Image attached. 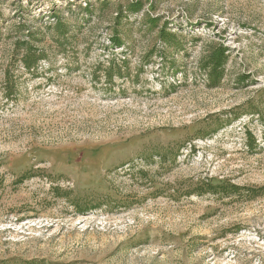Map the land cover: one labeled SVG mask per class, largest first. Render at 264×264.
<instances>
[{"label": "rangeland", "instance_id": "rangeland-1", "mask_svg": "<svg viewBox=\"0 0 264 264\" xmlns=\"http://www.w3.org/2000/svg\"><path fill=\"white\" fill-rule=\"evenodd\" d=\"M0 264H264V0H0Z\"/></svg>", "mask_w": 264, "mask_h": 264}, {"label": "trees", "instance_id": "trees-1", "mask_svg": "<svg viewBox=\"0 0 264 264\" xmlns=\"http://www.w3.org/2000/svg\"><path fill=\"white\" fill-rule=\"evenodd\" d=\"M18 32H21L22 30L25 29V26L23 25H18L17 26ZM64 28L63 26H60ZM62 32V31H59ZM29 40L28 41H23L25 45L29 44L31 40H33L32 35H29ZM25 52L30 54L32 53V49L29 46H26ZM224 51H219L218 53L212 54L207 61V76L210 81L211 86H216L220 83V80L223 77V73L221 71V66L224 63ZM34 63L35 61L33 60L32 57H24V65L27 69H32L34 68Z\"/></svg>", "mask_w": 264, "mask_h": 264}]
</instances>
